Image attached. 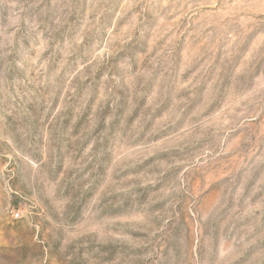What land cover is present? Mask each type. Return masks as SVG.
<instances>
[{
    "label": "rangeland",
    "instance_id": "1",
    "mask_svg": "<svg viewBox=\"0 0 264 264\" xmlns=\"http://www.w3.org/2000/svg\"><path fill=\"white\" fill-rule=\"evenodd\" d=\"M0 264H264V0H0Z\"/></svg>",
    "mask_w": 264,
    "mask_h": 264
},
{
    "label": "built area",
    "instance_id": "2",
    "mask_svg": "<svg viewBox=\"0 0 264 264\" xmlns=\"http://www.w3.org/2000/svg\"><path fill=\"white\" fill-rule=\"evenodd\" d=\"M15 216L17 217L18 215H17V214H15Z\"/></svg>",
    "mask_w": 264,
    "mask_h": 264
}]
</instances>
